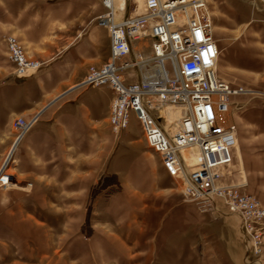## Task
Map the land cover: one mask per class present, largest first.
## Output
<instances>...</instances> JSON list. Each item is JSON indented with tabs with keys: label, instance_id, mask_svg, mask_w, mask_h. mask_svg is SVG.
<instances>
[{
	"label": "crops",
	"instance_id": "crops-1",
	"mask_svg": "<svg viewBox=\"0 0 264 264\" xmlns=\"http://www.w3.org/2000/svg\"><path fill=\"white\" fill-rule=\"evenodd\" d=\"M205 1L209 12L224 15L223 20L247 14L251 4ZM73 4L82 16L80 30L88 25L90 8L103 7L100 0ZM66 7L56 8L55 20L72 21L66 20ZM49 24L36 0H0V58L3 36L14 33L27 54L44 63L32 76L0 83V143H5L0 148H8L4 132L15 140L11 117L38 114L17 145L13 167L7 170L10 184L0 187V264L161 260L167 248H182L184 238L199 234V215L184 202L178 180L165 173L139 125L138 148L127 138V126L116 134L111 131L112 88L79 86L90 64L109 60L108 30L97 24L80 36L77 30L52 38ZM57 37L67 39L65 47ZM225 66L220 61L219 69ZM216 75L225 79L217 69ZM8 122L9 131L4 126ZM233 126L235 142L223 180L240 183L241 191L253 192L264 202V127H257L256 137L263 142L253 156ZM5 159L1 154L0 166Z\"/></svg>",
	"mask_w": 264,
	"mask_h": 264
},
{
	"label": "built area",
	"instance_id": "built-area-1",
	"mask_svg": "<svg viewBox=\"0 0 264 264\" xmlns=\"http://www.w3.org/2000/svg\"><path fill=\"white\" fill-rule=\"evenodd\" d=\"M257 1L264 6V0ZM100 2L106 11L96 21L108 30L110 58L101 66H89L79 86L109 85L114 91L111 131L124 129L132 113L165 173L178 180L184 202L199 212L234 219L246 253L258 258L264 207L253 194L241 191L240 183L223 180L235 142L234 126L226 119L231 98L254 91L217 77L219 50L206 1ZM146 38L148 49L142 43L134 47ZM5 42L7 59L18 76H32L41 68L43 62L27 59L15 37L8 35ZM166 110L177 112L173 123L165 117ZM37 119V113L13 118L15 140ZM9 177L0 171V187L10 184Z\"/></svg>",
	"mask_w": 264,
	"mask_h": 264
},
{
	"label": "rangeland",
	"instance_id": "rangeland-1",
	"mask_svg": "<svg viewBox=\"0 0 264 264\" xmlns=\"http://www.w3.org/2000/svg\"><path fill=\"white\" fill-rule=\"evenodd\" d=\"M140 1L136 0L135 3L140 5ZM247 1L249 4L251 2L247 14L239 12L237 19L223 20L224 15L218 13L209 12V15L213 27L212 35L217 40L219 48L216 62L217 71L224 74L223 78L228 84L242 86L254 91L252 95L232 97V103L226 119L227 123L235 125L236 132L240 131L237 135L246 139V143L242 147H245L249 153L255 156L254 154L257 151L255 147L262 145L263 142L262 139L256 137V130H258L257 127H264V49H262L264 47V6L257 0ZM76 2L77 0H36V4L42 13V18H46V15L48 20L50 18L49 35L52 38H55V34L64 35L66 31H74L75 33V31L81 29L80 20L82 16L77 12V5L73 4ZM88 2L91 5L96 0H88ZM253 3L258 5L256 6ZM220 6L223 9V4ZM60 7H66V20L71 19L72 21L59 22V20H55L56 12H58L56 8L59 9ZM90 10L88 25L76 33L78 36H80V32L85 30L91 31L97 25L96 17L106 11L101 5L97 8H90ZM8 35L15 37L27 59L37 60L27 54L23 44L14 33H6L3 36L5 50L0 58V83L6 78H22L15 73L14 66L7 59L5 38ZM57 39L63 46L66 44L67 39L65 37H57ZM149 40V38H146L136 43H142L148 49ZM246 45L251 47L248 49L249 51L245 49ZM220 61L225 62L226 66L219 69ZM89 66L94 65L90 64ZM31 116L22 117L28 119ZM166 116L168 122L173 123L177 118V112L167 110ZM12 119L13 117L8 121L11 122ZM9 122L4 125L8 128V131ZM138 125L137 119L130 113L126 134L128 139L133 140V148H138L140 145L139 142L135 141L139 130ZM4 126L3 128L5 129ZM6 134L7 132H4L2 136L4 138L8 136V148H0V155L2 154V157H6L0 169L7 172L8 168L13 167L12 158L16 156V148L21 138L13 141V134L10 132L8 135ZM0 144L5 145L4 141H1ZM250 193L254 194L264 207L262 197H258L253 192ZM192 207L195 214L199 215V234H195L194 237H188L189 239L184 238L182 248L180 246L178 248H167L160 254L161 260H153L150 264H258L256 259L259 264H264V236L260 244V254L258 258H254L250 253H246L234 219H228L211 211L199 212L194 205ZM198 235L200 243L197 244Z\"/></svg>",
	"mask_w": 264,
	"mask_h": 264
},
{
	"label": "bare ground",
	"instance_id": "bare-ground-1",
	"mask_svg": "<svg viewBox=\"0 0 264 264\" xmlns=\"http://www.w3.org/2000/svg\"><path fill=\"white\" fill-rule=\"evenodd\" d=\"M212 30H213V27H212ZM167 111V110H166ZM166 114H167V112H165V117L167 118V116H166ZM168 120V119H167ZM234 145V144H233ZM233 148V147H232ZM13 149V148H12ZM2 169H0V171H1Z\"/></svg>",
	"mask_w": 264,
	"mask_h": 264
}]
</instances>
